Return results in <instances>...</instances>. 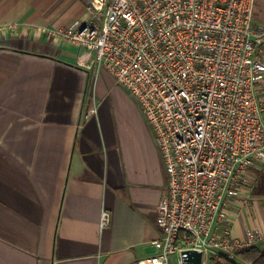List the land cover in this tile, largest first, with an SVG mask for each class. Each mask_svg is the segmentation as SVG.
Masks as SVG:
<instances>
[{
	"label": "crops",
	"instance_id": "0c3cea01",
	"mask_svg": "<svg viewBox=\"0 0 264 264\" xmlns=\"http://www.w3.org/2000/svg\"><path fill=\"white\" fill-rule=\"evenodd\" d=\"M84 8L0 0V264H130L156 251L166 172L153 127L84 47L43 32ZM254 13L264 18V0ZM263 170L228 208L235 238L264 234Z\"/></svg>",
	"mask_w": 264,
	"mask_h": 264
},
{
	"label": "built area",
	"instance_id": "2783aa9c",
	"mask_svg": "<svg viewBox=\"0 0 264 264\" xmlns=\"http://www.w3.org/2000/svg\"><path fill=\"white\" fill-rule=\"evenodd\" d=\"M256 0H87L43 32L86 49L142 107L166 172L155 252L130 264L235 260L264 238L231 235L228 208L264 165V18ZM103 209L100 228L111 223Z\"/></svg>",
	"mask_w": 264,
	"mask_h": 264
},
{
	"label": "trees",
	"instance_id": "16d2710c",
	"mask_svg": "<svg viewBox=\"0 0 264 264\" xmlns=\"http://www.w3.org/2000/svg\"><path fill=\"white\" fill-rule=\"evenodd\" d=\"M258 176L264 180V170L258 173ZM237 260H230L222 255L211 254L207 264H264V250L253 246L236 254ZM239 261V262H238Z\"/></svg>",
	"mask_w": 264,
	"mask_h": 264
},
{
	"label": "water",
	"instance_id": "95a60500",
	"mask_svg": "<svg viewBox=\"0 0 264 264\" xmlns=\"http://www.w3.org/2000/svg\"><path fill=\"white\" fill-rule=\"evenodd\" d=\"M184 264H203L202 253L196 250L185 252Z\"/></svg>",
	"mask_w": 264,
	"mask_h": 264
},
{
	"label": "rangeland",
	"instance_id": "374dc122",
	"mask_svg": "<svg viewBox=\"0 0 264 264\" xmlns=\"http://www.w3.org/2000/svg\"><path fill=\"white\" fill-rule=\"evenodd\" d=\"M85 1V3L87 2V0H84ZM97 65H98V63H97ZM103 69H105L104 67H102ZM177 257H178V254L177 253H174L173 255H172V260H173V264H180L179 262H178V260H177ZM207 264V263H206Z\"/></svg>",
	"mask_w": 264,
	"mask_h": 264
}]
</instances>
